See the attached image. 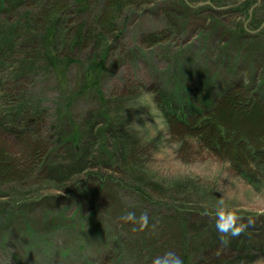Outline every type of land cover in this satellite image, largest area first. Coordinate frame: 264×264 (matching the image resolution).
Returning a JSON list of instances; mask_svg holds the SVG:
<instances>
[{"label": "rangeland", "instance_id": "374dc122", "mask_svg": "<svg viewBox=\"0 0 264 264\" xmlns=\"http://www.w3.org/2000/svg\"><path fill=\"white\" fill-rule=\"evenodd\" d=\"M44 1L65 0H17L12 6L7 0L0 9V34L6 26L16 29L11 46L2 44L0 50V130L12 124L6 110L10 98L32 100L44 109L38 118L48 122L41 119L44 139L40 132L30 140L53 147L55 110L74 89L81 66L58 77L45 65L43 42L25 35L22 14ZM103 1L88 0L92 6L85 16L97 28L92 41L98 45L95 52L94 43L88 46L85 60L95 61L110 50L102 101L116 96L125 104L115 128L112 116L109 122L101 114L94 122H101L102 131L87 133L85 144L106 139L109 153L96 160L84 151L85 163L72 171L76 177L62 176V181L43 178L37 170L27 184L0 182V264H98L104 259V264H154L168 250L183 264H264V176L250 182L236 173L229 161L188 136L185 125H174L163 103L164 92L171 99L176 89L181 99L198 105L211 89L264 83V0H131L116 40H103L93 19ZM75 17L84 19L83 13ZM68 28L62 20L61 32ZM152 33H160L158 45L145 43ZM65 44L58 42L62 53L68 50ZM78 100L71 109L78 116L95 115L100 107L94 98ZM116 144L118 161L112 164L107 157ZM60 154L52 155L54 161L70 168L71 150ZM94 172L110 178L104 187ZM47 174L59 176L50 169ZM220 199L241 217L238 224L247 225L237 237L216 230ZM127 212L137 218L147 213L148 226L136 230L138 225L121 219ZM222 235L233 240L211 247Z\"/></svg>", "mask_w": 264, "mask_h": 264}, {"label": "trees", "instance_id": "16d2710c", "mask_svg": "<svg viewBox=\"0 0 264 264\" xmlns=\"http://www.w3.org/2000/svg\"><path fill=\"white\" fill-rule=\"evenodd\" d=\"M103 2L105 9L103 12L100 11V14L99 12L93 14V19H95V24L98 26L99 36H104L103 40L108 36L116 40L121 36L120 25L125 21L128 8L135 1L104 0ZM8 3L12 6L17 4V0H8ZM5 4H7V0H0V9H5ZM91 6L88 0H65L52 2L51 4L44 1L36 11L22 14V18L26 20L25 27L23 26L24 32H26L25 35L32 34V38L38 37L41 40L40 43L43 42L45 65L52 67L54 74L60 77L74 65L78 68L81 66V70L79 69L78 80L73 87L74 89L66 99H62L55 110L56 114L51 122L56 130L55 136H53L55 139L52 144L53 147H46L43 142L37 141L35 143L30 140L32 136H38L40 132L42 133L39 136L44 139V125L46 124L44 121L48 122V119L38 118L44 110L40 108L42 106H39L38 103L35 104L32 100L29 102H16L10 98L11 103L6 107V110L8 114L10 111L11 116H13L10 122L12 124L9 127L14 129H9L7 126L5 131L0 130V182L4 184L8 182H16L21 185L27 184L37 170L40 171L43 178H59L58 180L62 181V176H68L67 178H70V176L76 177L72 171L82 168V164L85 163L84 151L90 153L89 158L96 160H103L105 158L104 154L109 153L106 139L98 140V142L95 140V143L91 145L85 144L87 133L93 135L95 129L102 131L98 127L101 122H94L101 117V114L106 115L109 122L110 115L112 116V129L115 128L113 124L121 117L120 110L110 105L111 99L106 98V102L102 101L105 96L103 77L107 69L106 57L110 50L103 51L95 61L92 59L85 60L87 48L94 43L92 40L97 35V28L89 25L87 16H85L91 10ZM80 13H83L82 18L85 19H82L81 22L74 19L76 18L75 15L79 17ZM62 20L63 23L69 26L65 34L60 29ZM14 26L15 24L1 29L0 39L4 42H0V50L2 44L7 43L6 46H11L9 42L15 37L12 34V30H16ZM243 30L246 31L245 27H243ZM159 34L155 33V35L145 37V43L151 46L158 45L161 42ZM60 39L66 42L65 46L68 50L64 53L58 48ZM93 45L95 46H92V50L95 52L98 44L94 43ZM38 46L41 47L40 44ZM38 60L44 63L39 58ZM263 85L264 83L257 87L244 84L228 85L221 90L219 98L214 99L209 104V111H205L207 110L206 106H199L190 99H181L179 96L180 89L172 92L173 97L171 99L164 92L163 103L167 106V112L165 113L168 115L171 113V116L174 117L172 121L174 125L177 121L185 125L183 126L186 127L185 130L190 129V134L187 135L201 143V147L216 156L226 159L236 173L238 172L245 179L254 182L253 178L255 176H264ZM18 92L21 91L18 90ZM22 95L21 99L23 98ZM88 96L99 101L100 107L98 106L97 113L84 117L83 114L81 116L74 114L71 111L72 106H75L74 103L78 102L80 97ZM106 107H109V109L103 111ZM61 109L63 110L61 111ZM30 112H33V114H30ZM25 113H28L30 117H26ZM189 113L199 117L188 123L183 115ZM35 116L36 123H33ZM41 119L47 120L42 122ZM34 125H36V128ZM8 134H13L14 138H10ZM38 140L41 139L38 138ZM68 149L72 152L74 162L70 168L65 169L64 164L56 163L52 155H61L60 152ZM117 150L118 145L116 144L113 152L107 157L112 164H116V161H118ZM49 169L58 173L59 176L47 174ZM97 177L100 187H104L107 180H110L107 176L97 175ZM214 238V241L210 242V246L215 249L225 243L224 238L223 241L221 237ZM232 240L229 237L225 244L228 245ZM208 261L213 263L215 260L210 258Z\"/></svg>", "mask_w": 264, "mask_h": 264}, {"label": "clouds", "instance_id": "9594fccd", "mask_svg": "<svg viewBox=\"0 0 264 264\" xmlns=\"http://www.w3.org/2000/svg\"><path fill=\"white\" fill-rule=\"evenodd\" d=\"M216 216V230L221 234H228L231 237H237L241 234L247 225L238 224V220L241 219L231 207L226 203L224 199L218 201ZM125 222H131L139 226L136 230L144 229L149 224V217L147 213H143L137 218L134 212H127L121 217ZM251 223V221H249ZM223 241V235L221 237ZM225 243L227 241H224ZM154 264H183L182 258L176 254L175 251L168 250L165 251L161 256H158Z\"/></svg>", "mask_w": 264, "mask_h": 264}, {"label": "bare ground", "instance_id": "6f19581e", "mask_svg": "<svg viewBox=\"0 0 264 264\" xmlns=\"http://www.w3.org/2000/svg\"><path fill=\"white\" fill-rule=\"evenodd\" d=\"M256 6H253V9L255 8ZM100 8L99 7H97L96 8V10H99ZM105 9V7H103V9H102V12H103V10ZM250 15H248V17H249ZM251 17V16H250ZM125 22V21H124ZM124 25V23L121 25V29L124 27L123 26ZM150 35H155V33H152V34H150ZM204 89H206V88H204ZM220 94H221V91H219V92H216V91H214V90H209L208 92H207V94L206 95H204V98H205V100H203V101H199V103H201V104H198L199 106H206V108H207V110H205V111H209L208 109H209V104L214 100V99H218L219 98V96H220ZM86 99H87V102L89 101V100H91V98L88 96V97H86ZM110 99H111V101H110V105L113 107V108H115V109H119V108H121L123 105H124V103H123V100H121V99H118L116 96H114V97H110ZM187 100V99H186ZM165 114V116L166 117H169V118H173L174 119V117L173 116H171L170 114L168 115V114H166V113H164ZM192 113H189V114H187V115H183L184 116V118H185V120L188 122V123H191V121L192 120H195V119H197L199 116H196V115H191ZM73 162L74 161H71V163L70 164H73ZM85 169H87V168H85ZM89 171H94V169H92V170H89ZM102 171V170H101ZM92 174H94V175H98V176H102V177H104V176H106L103 172H98V173H96V172H94V173H92ZM85 184L82 182V184L81 185H79L78 184V188H80V186H84ZM102 246H105L104 244L102 245ZM108 249H110V248H108ZM104 257H106V256H104ZM107 259V258H106ZM104 261H105V259L104 260H100V261H97V262H100L101 264H104ZM100 263H98V264H100ZM95 264V263H94Z\"/></svg>", "mask_w": 264, "mask_h": 264}]
</instances>
